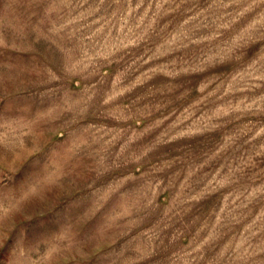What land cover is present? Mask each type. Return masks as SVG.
Instances as JSON below:
<instances>
[{
  "label": "rangeland",
  "instance_id": "1",
  "mask_svg": "<svg viewBox=\"0 0 264 264\" xmlns=\"http://www.w3.org/2000/svg\"><path fill=\"white\" fill-rule=\"evenodd\" d=\"M0 264H264V0H0Z\"/></svg>",
  "mask_w": 264,
  "mask_h": 264
}]
</instances>
